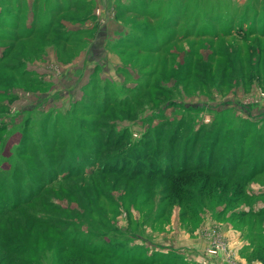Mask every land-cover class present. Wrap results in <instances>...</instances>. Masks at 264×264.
<instances>
[{"label": "rangeland", "instance_id": "rangeland-1", "mask_svg": "<svg viewBox=\"0 0 264 264\" xmlns=\"http://www.w3.org/2000/svg\"><path fill=\"white\" fill-rule=\"evenodd\" d=\"M117 1L0 0V264H188L230 226L264 264V0Z\"/></svg>", "mask_w": 264, "mask_h": 264}, {"label": "crops", "instance_id": "crops-1", "mask_svg": "<svg viewBox=\"0 0 264 264\" xmlns=\"http://www.w3.org/2000/svg\"><path fill=\"white\" fill-rule=\"evenodd\" d=\"M58 1L59 0H57L56 3H58ZM69 1H71L70 6L75 2V0H73V2L72 0H68V2ZM93 1L94 0H91L92 6ZM116 1L117 0H96V4L103 13L102 19L104 18L103 15H108L109 10L112 9V6ZM65 9H67V7ZM93 15L95 17L93 18L94 20L92 22H94V24H91L92 26L96 25L97 21L101 19H99L96 14ZM109 29L111 30L112 28ZM110 30H108V28L104 29L103 39L100 40L98 38H94L95 40L93 44L98 45L99 47H97L102 51L107 47L110 38ZM99 49H95L94 51L96 52ZM98 55L99 54H96L93 57H100V55ZM109 78L110 76L108 79ZM246 119L247 120L244 121L247 122V136L252 144V155L254 158L264 161V106H248ZM230 228L231 229L229 232L222 235V239H225V241L228 243V246L222 251L218 252V254L217 252L213 254L212 259L209 257V260H207L206 256L204 257L207 241H201L200 235H195L199 238H192L189 247L184 246L182 251H180L181 248H178L177 250L172 248V252L178 256H181L183 261H186L188 264H251V262L256 260L255 246L252 245V243H249V237L244 235V233L239 228L234 226H230Z\"/></svg>", "mask_w": 264, "mask_h": 264}, {"label": "trees", "instance_id": "trees-1", "mask_svg": "<svg viewBox=\"0 0 264 264\" xmlns=\"http://www.w3.org/2000/svg\"><path fill=\"white\" fill-rule=\"evenodd\" d=\"M79 1L80 0H76L72 5H71V7H68L67 9H71L72 7L74 8V7H76L77 5H78V3H79ZM57 4V6H58V3H56ZM90 5H92L91 3H89ZM59 8H60V4H59ZM61 9V8H60ZM77 10V9H76ZM71 11V10H70ZM58 13V12H57ZM56 13V14H57ZM90 17H94V16H90ZM32 29L33 28H30L29 30H31V32H32ZM26 30V29H25ZM47 31V30H46ZM46 31H43L44 32V35H46V34H48V33H46ZM26 32V31H25ZM30 32V33H31ZM39 33H41L42 32V30H39L38 31ZM27 33V32H26ZM55 33H60L58 30L55 32ZM58 36H61L60 34H58ZM63 37V36H62ZM25 38H28V37H25ZM64 42H68V38H67V36H64ZM27 39H24V41H26ZM108 80H110V79H108ZM111 81V80H110ZM110 81H107V82H110ZM108 85V84H107ZM107 110L106 109H104L103 110V112H106ZM244 127H245V129H244ZM244 127H243V130L245 131L244 132V134H243V136L242 137H244V136H247V122L245 123V125H244ZM247 139H248V136H247ZM249 140V139H248ZM234 143H236V142H234ZM120 144V141L117 143V146ZM249 146H252V144H251V141L249 140ZM198 155H200V152H198ZM238 157H239V160L238 161H240L241 160V158H242V154H241V151L240 152H238ZM247 157H249L250 158V161L253 163V165H252V171H251V174L249 175V177H252L254 174H264V161L263 160H259V159H256V158H254V156L252 155V150H250V151H248V153H247ZM229 161L228 160H226V163H228ZM139 173H142V171H139ZM255 176L256 175H254V177H252V178H250V179H255ZM244 178V176L242 177V179ZM175 182H177V181H175ZM174 253V252H173ZM174 256L176 257V258H181L180 256H178L177 254H175L174 253Z\"/></svg>", "mask_w": 264, "mask_h": 264}, {"label": "built area", "instance_id": "built-area-1", "mask_svg": "<svg viewBox=\"0 0 264 264\" xmlns=\"http://www.w3.org/2000/svg\"><path fill=\"white\" fill-rule=\"evenodd\" d=\"M215 253V250H214V252L213 253H211V254H214Z\"/></svg>", "mask_w": 264, "mask_h": 264}]
</instances>
